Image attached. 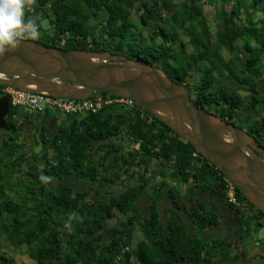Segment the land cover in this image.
<instances>
[{"label": "trees", "instance_id": "16d2710c", "mask_svg": "<svg viewBox=\"0 0 264 264\" xmlns=\"http://www.w3.org/2000/svg\"><path fill=\"white\" fill-rule=\"evenodd\" d=\"M200 1L37 0L32 11L45 15L53 26L52 34L41 32L39 42L63 49H104L159 66L189 87L197 106L228 121L237 107L260 104L264 109L255 85L256 80L264 83V63L255 65L264 50V19L256 20L261 29L255 30L251 19L239 16L245 12L243 0H218L211 31ZM249 3L250 8L264 11V0ZM145 27L154 35L149 41ZM252 39L260 49L251 47ZM186 43L192 46L189 52ZM236 46L248 50L249 56ZM241 87L249 90L247 104L237 91ZM97 95L118 98L105 92ZM21 111L9 104L5 122L10 130L0 128V238L28 255L30 262L19 264H225L229 260L241 264L248 252L245 263H253L250 255L255 249L245 236L253 225L264 227V214L234 187L237 204L229 202L231 185L223 174L137 104L113 103L83 116L65 114V123L49 132L32 155L17 142L22 130H17L15 117ZM118 137L127 142L124 148ZM154 160L171 169L167 176L172 182H190L199 193H217L229 208L243 207L251 213L234 228L221 227L216 209L204 210L199 204L189 212L179 204L178 190L168 185L153 187L147 210L141 213L137 199L146 194L145 182L102 197L67 183L73 176L90 184L109 181L111 171L125 167L138 169L140 174L133 173L143 178ZM22 172L26 176L16 184L23 190L11 194L12 179ZM45 176L52 179L44 181ZM161 199L170 206L160 210ZM73 213L82 222L73 219L71 227H65ZM184 217L195 224L194 229ZM112 219L115 224L108 226ZM219 227L224 238L208 243V228ZM135 229L141 234L136 242ZM0 264L16 263L0 252Z\"/></svg>", "mask_w": 264, "mask_h": 264}, {"label": "water", "instance_id": "95a60500", "mask_svg": "<svg viewBox=\"0 0 264 264\" xmlns=\"http://www.w3.org/2000/svg\"><path fill=\"white\" fill-rule=\"evenodd\" d=\"M0 86L67 98L96 92L127 98L189 142L264 214V148L244 129L197 106L189 87L159 66L104 49H63L29 39L0 57ZM8 113V96L0 95L1 129H10ZM32 139L38 141L36 133Z\"/></svg>", "mask_w": 264, "mask_h": 264}, {"label": "flooded vegetation", "instance_id": "af4514ba", "mask_svg": "<svg viewBox=\"0 0 264 264\" xmlns=\"http://www.w3.org/2000/svg\"><path fill=\"white\" fill-rule=\"evenodd\" d=\"M31 14H34L32 11V8L29 9V15ZM255 85H256V92L258 93V97L260 99H263L264 98V83L260 82L259 80H256ZM237 91L240 94L241 100L244 104H247L248 102H250L251 97H250L249 90L245 89V87H241L240 89H237ZM235 110H236V114L232 118H230L229 121L228 120L227 121L233 123L236 126H239L240 128L244 129L246 132L253 135L255 139L257 140L258 144L262 148H264V109L263 107L260 104H255L253 107H251V109H242V107H237L235 108ZM21 112H22L21 116H18L17 126H18V129H20L21 127L22 133L17 138V142L22 144L25 150L27 147H26V144L23 142L22 137L24 135H27V139L30 141V150L32 151L31 153L35 152L36 143L40 144V147H39L40 149L43 146L44 138L48 136L49 132H55V130H57V128H60L66 121L64 117L62 118L60 117V114L58 111L33 112V111L24 109ZM24 130H26V132H23ZM35 130H36L35 133L37 135L39 142L38 141L34 142L32 139V136ZM151 171L152 169H150L149 175L144 176L143 178L140 177L139 175L138 176L132 175L135 178L132 181H129L128 178H126V175H128V172L126 170H123L124 175L118 172L116 173L115 171H111L110 174H112L113 179H110L109 181H105L104 179H98L96 182H91L90 184V183L85 182L84 179H80L78 177L73 176V178H70L67 180V183L76 182L77 187L80 188L81 190L91 189L93 190L92 191L93 194H95L97 197H101L100 194L104 193L106 195H111L128 186L142 184L145 182L146 184H145L144 189L146 190V194L141 195L137 199V206L139 209V203L141 202L139 199L144 198V201H142L143 202L142 205L145 209L144 211H146L148 207L146 202H147V199L151 197L153 194L152 192L153 187L154 188L157 187L161 189L165 185L166 186L168 185L178 190V192L181 194V191H180V188L177 182L171 183L172 182L171 181L169 183L167 180H162L159 183L155 184L151 179L152 178ZM184 194L188 195L189 193L185 192ZM261 219H262V216H261ZM260 249H257L259 251L255 250V253L253 256V258L255 259V264H264V255L260 251Z\"/></svg>", "mask_w": 264, "mask_h": 264}, {"label": "rangeland", "instance_id": "374dc122", "mask_svg": "<svg viewBox=\"0 0 264 264\" xmlns=\"http://www.w3.org/2000/svg\"><path fill=\"white\" fill-rule=\"evenodd\" d=\"M172 1L174 2L176 0H172ZM200 2L202 4L203 12H204L205 17H206V19L208 21L210 29H211V31H213L214 30V22L213 21H214L216 12H217V5L216 4H217L218 0H201ZM243 2H245V3L241 4V9L245 10V12L243 14L240 13L239 16L242 15L244 17V15H245L247 19H251L252 20V22L254 24L253 28L256 30L257 27H258V30H260L261 27H260L259 24L256 23V20L259 19L260 17H262L264 19V15H263L264 11L263 12L262 11H258V10L256 11V10L250 8L251 4L249 3V0H243ZM31 16H34L37 19V22L40 25L41 32L48 31V32L51 33L53 31L52 30L53 26H52L51 22L49 21V19L45 15H42L41 13H37V14H31ZM144 33L146 34L145 36L147 38V41H149L152 37H154V35L152 34V29L150 27H145L144 28ZM185 39H187V37H185ZM246 39H248V38H246ZM157 40H159V39H157ZM251 41L252 42H251L250 45H251L252 48L258 47L260 49L261 45L259 43L253 42L254 39H252ZM241 42L244 44L243 41H241ZM185 48H186L185 50L188 51V52L192 50V46L190 44H188V43L185 44ZM236 49L238 51H241L245 55V57L249 56V54H248L249 51L248 50H243L242 51L237 46H236ZM222 54L225 57L227 56V52L224 51V50H222ZM263 63H264V50L260 52V61L258 63H256L255 65L261 67ZM96 95H97V92L94 94V97ZM55 113H57V112H55ZM59 114H60L61 118L62 117H64V119L66 118V115L64 113L59 112ZM15 119H17V121H18V117H15ZM17 121H16V124H17ZM17 130H18V128H17ZM23 132H26V130H24ZM35 132H36V130L34 131V133ZM23 137H22L23 142L26 144V147H27L25 149V151L28 154L32 155V153H31L32 151L30 150V141L27 139V135H24ZM119 143L121 145H123V146H126V144H127V142H125V141H120ZM151 169H152V167H151ZM119 171H122V169L118 170V172ZM170 171H171V169L169 167H166L165 176L164 177L166 178L165 180H167L169 183L171 182V180H170V177L167 176V174L169 175ZM103 174L106 176L105 173H103ZM25 176H26V174L23 173V172L20 173V174H16L14 176V178L12 179L13 190L11 191V194H14L16 191L23 190L21 186H18L16 184V182H18L21 179H24ZM107 177L109 178L111 176H107ZM171 183H175V181H173ZM68 184L69 185H74V186L77 187V183L76 182L75 183L74 182H68ZM100 196L102 197L101 194H100ZM14 198L17 199V196H14ZM139 200L141 201L139 203V209H140L141 213H144L145 209H144V207L142 205L143 204L142 201H144V198H140ZM116 215L119 217V213H116ZM115 222H116V220L112 219L110 222H108V226H112L113 224H115ZM248 229L250 230V233L246 234L247 237L245 236V239L248 240L252 244V246H253V248L255 250L260 249V248H262V250H264V247H263L264 246V242H263L264 241V227H254V225H253L252 229H250V228H248ZM135 232H136L135 233V242H136V239L141 237V234L136 229H135ZM221 234H225V233L222 232ZM261 241H262L261 247L259 248L258 245L260 244ZM213 251L214 252H218L216 250H213ZM0 252H4L8 256L12 257L15 260L16 264H19L21 262H30V259L28 258V255L23 250H20V249H18L16 247H12L9 244V242H7L2 237L0 238ZM229 261L230 262H228V263L226 262L225 264H230V263L234 264L235 263V261H233V260H229Z\"/></svg>", "mask_w": 264, "mask_h": 264}, {"label": "crops", "instance_id": "0c3cea01", "mask_svg": "<svg viewBox=\"0 0 264 264\" xmlns=\"http://www.w3.org/2000/svg\"><path fill=\"white\" fill-rule=\"evenodd\" d=\"M21 109H23V108H21ZM83 115H85V114H83ZM83 115H81V116H83ZM120 141H122V140L120 139V137H118V142H120ZM121 148H124V146L122 145ZM132 168L130 167V169H128V167H125L124 169H122V172L116 171V173L118 172V173L124 175L123 170H126V171L128 170L127 172H128L129 176L126 175V178H128L129 181H132L133 179H135L132 175L138 176L137 172H139V174H140V171L138 169L133 170L134 168L133 169ZM165 169H166V167L164 165L160 164V162H158L156 160H154V162H152V171H151V177L152 178L151 179L155 184L159 183L162 180H165V177H164L165 176ZM133 171H137V172L133 173ZM110 175H112V174H110ZM177 184L179 185V188L181 191V194H180L181 200H179L180 205L185 206L187 208V211H189V212H191L193 209H196L199 204H204V206H203L204 210H208L209 208L216 209V211L218 212V221L221 222V225H220L221 227L222 226L223 227H233L235 225H238L240 219L245 221L247 219L246 215H249L251 213V212L249 213L247 211V209H245L243 207L229 208L228 204L226 202H223L217 193H214V192H206L204 194L199 193V190H197L195 187L193 188V185L190 184V182L188 184H181V183L177 182ZM185 192H187L189 194L186 195V194H184ZM168 203L169 202L166 199H161L158 202L159 209L162 210L165 207H169L170 203L169 204ZM236 209H238V213L236 212ZM184 219H185V222L187 224H189L192 229L195 228V224L193 222H191V220L188 217H184ZM221 233H222V230L220 227L217 228L216 231L213 230L212 228H210V229L208 228L207 233L205 235L206 240L209 241L208 243H212L218 239H222V238H224V234H221ZM258 246L261 247V242ZM214 250L218 251L217 249H214ZM260 250L264 255V250H262V248ZM257 251H259V250H257ZM249 254H250V252H248V254L245 255V257L242 259L241 264H245V261H246L245 258L248 257ZM253 256H254V254L252 253V255H250V258ZM254 263H255V259H254L253 263L250 262V264H254Z\"/></svg>", "mask_w": 264, "mask_h": 264}, {"label": "built area", "instance_id": "2783aa9c", "mask_svg": "<svg viewBox=\"0 0 264 264\" xmlns=\"http://www.w3.org/2000/svg\"><path fill=\"white\" fill-rule=\"evenodd\" d=\"M1 93L8 96L9 104L33 112L58 111L64 114L83 115L95 112L104 105L119 103L121 106H133V102L127 98H105L92 95L88 98L57 97L43 92L19 89L11 86H3ZM195 155V153H194ZM229 202L237 204L233 187L227 193Z\"/></svg>", "mask_w": 264, "mask_h": 264}, {"label": "clouds", "instance_id": "9594fccd", "mask_svg": "<svg viewBox=\"0 0 264 264\" xmlns=\"http://www.w3.org/2000/svg\"><path fill=\"white\" fill-rule=\"evenodd\" d=\"M36 2L37 0H0V57L6 52L14 51L24 40L40 38V25L34 16L29 15V9L33 8ZM42 179L50 181L52 178L45 176ZM73 219L79 222L83 220L73 213L65 227L70 228Z\"/></svg>", "mask_w": 264, "mask_h": 264}]
</instances>
